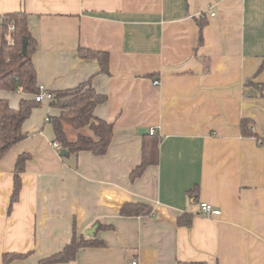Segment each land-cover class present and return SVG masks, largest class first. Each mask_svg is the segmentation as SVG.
<instances>
[{
	"label": "crops",
	"instance_id": "obj_1",
	"mask_svg": "<svg viewBox=\"0 0 264 264\" xmlns=\"http://www.w3.org/2000/svg\"><path fill=\"white\" fill-rule=\"evenodd\" d=\"M17 10L36 40L39 87L89 79L112 138L102 155L60 156L58 109L44 99L32 110L25 138L0 158V264L5 253L37 264L73 236L103 244L56 264H264V0H0V15ZM79 48L107 53V70ZM29 97L0 90L14 108ZM151 128L157 161L132 178ZM125 202L151 213L121 215ZM201 202L221 213L201 214Z\"/></svg>",
	"mask_w": 264,
	"mask_h": 264
},
{
	"label": "trees",
	"instance_id": "obj_2",
	"mask_svg": "<svg viewBox=\"0 0 264 264\" xmlns=\"http://www.w3.org/2000/svg\"><path fill=\"white\" fill-rule=\"evenodd\" d=\"M203 23L200 24V29ZM26 37L25 52L22 51V40ZM36 49V40L28 29V14L24 10H17L0 15V90L9 92H24L32 95L21 98L16 108L8 100L0 98V158L16 142L25 138L22 130L23 122L30 116L32 110L40 102L35 101L34 95L40 92L37 84L36 70L32 62V54ZM82 57L98 59L100 70H107V53L79 48ZM49 104L58 109V114L50 117L54 138L68 153L77 154L80 151H90L95 155L104 154L112 138V124L97 118L93 111L96 105L104 102L106 96L98 93L90 80L80 82L72 88L53 90ZM248 120L242 121L244 133H248ZM66 126L75 132L74 139L68 137ZM88 127L91 133L84 132ZM264 145V139L260 140ZM27 153L18 155L15 162L13 176V190L10 205L18 199L21 189L20 174L24 170ZM158 158V137L147 134L142 144V158L140 164L133 170L132 178L138 177L143 170ZM152 208L145 203L125 202L120 208L121 215H148ZM190 219L185 224H190ZM103 225H100V227ZM93 238L81 236L72 237L61 250L44 257L37 264H56L72 260L76 251L82 246L102 245ZM25 254L5 253L3 264L15 258H22Z\"/></svg>",
	"mask_w": 264,
	"mask_h": 264
},
{
	"label": "built area",
	"instance_id": "obj_3",
	"mask_svg": "<svg viewBox=\"0 0 264 264\" xmlns=\"http://www.w3.org/2000/svg\"><path fill=\"white\" fill-rule=\"evenodd\" d=\"M51 98H52V93L50 91L43 90L41 88H40V92L38 94L34 95V99L37 102H42L44 99L51 100ZM46 120H49V118H46ZM154 133H155V129L151 128L149 130V134H154ZM52 146L58 152H60L62 150L61 144L59 142H57V141H53L52 142ZM199 212L201 214H204V215H207V216H217V215H219L221 213V210L219 208L213 207L209 203L201 202L199 204ZM128 264H138V261L137 260H132Z\"/></svg>",
	"mask_w": 264,
	"mask_h": 264
},
{
	"label": "water",
	"instance_id": "obj_4",
	"mask_svg": "<svg viewBox=\"0 0 264 264\" xmlns=\"http://www.w3.org/2000/svg\"><path fill=\"white\" fill-rule=\"evenodd\" d=\"M25 48H26V37H24L22 40V51L23 52H25ZM144 131L145 130H143V132ZM66 154H68V151L66 149H62L60 151V156H64ZM96 228H97V224H94L92 227L86 229L84 232L86 235H92L95 232Z\"/></svg>",
	"mask_w": 264,
	"mask_h": 264
},
{
	"label": "rangeland",
	"instance_id": "obj_5",
	"mask_svg": "<svg viewBox=\"0 0 264 264\" xmlns=\"http://www.w3.org/2000/svg\"><path fill=\"white\" fill-rule=\"evenodd\" d=\"M69 128H70V127H69ZM69 130H70V131H71V130L73 131V129H71V128H70Z\"/></svg>",
	"mask_w": 264,
	"mask_h": 264
}]
</instances>
